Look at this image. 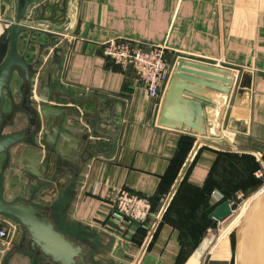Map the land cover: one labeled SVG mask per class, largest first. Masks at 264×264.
Instances as JSON below:
<instances>
[{
    "label": "crops",
    "instance_id": "obj_1",
    "mask_svg": "<svg viewBox=\"0 0 264 264\" xmlns=\"http://www.w3.org/2000/svg\"><path fill=\"white\" fill-rule=\"evenodd\" d=\"M50 2L59 3L63 15L59 10L36 12L30 6L17 40V53L34 76L50 82L52 93L61 94L48 104L70 109L47 129L48 148H41L43 155L21 156L47 182L48 190L40 198L44 212L57 230L80 247L78 264L87 253L83 254L80 243L84 233L76 225L113 239L107 256L111 264H132L138 253V264H173L179 231L172 216L161 224L150 248L145 252L140 248L131 260L138 250L131 240L135 222L117 219L112 207L116 193L125 189L145 198L156 196L185 135L195 139L185 154L189 160L197 156L188 177L195 187L204 184L216 158L211 144L253 156L261 166L257 172L264 173V0H79L74 11L69 8L71 0ZM16 10L17 0H0V36L14 24ZM27 21L44 22L50 31L35 30ZM111 38L162 45L171 67L186 59L232 73L235 82L227 95L196 88L204 107V136L157 125L166 87L159 105L149 99L133 68L103 56L102 44ZM57 48L59 62L53 59ZM37 87L36 83L34 98ZM21 124L22 129L24 120ZM216 204L212 200L210 205ZM245 210L228 223L227 232ZM13 220L5 219L8 228L0 238V264H32L27 254L33 264H55L30 247L23 228ZM210 258L207 264H233L230 239H224Z\"/></svg>",
    "mask_w": 264,
    "mask_h": 264
},
{
    "label": "water",
    "instance_id": "obj_2",
    "mask_svg": "<svg viewBox=\"0 0 264 264\" xmlns=\"http://www.w3.org/2000/svg\"><path fill=\"white\" fill-rule=\"evenodd\" d=\"M30 6L36 12L50 9L59 10L62 15L64 13L59 3L50 0H17L15 22L0 36V123L3 120L5 88L11 90V114L14 117L24 116L26 121V126L21 130L0 136V154L7 153L9 148L22 141H27L36 150L41 147L47 149L44 138L47 129L57 125L63 111L70 110L65 106L48 104L61 98V94L52 93L50 82L44 83L41 76L36 78L32 68L17 53V40L25 29L21 21ZM59 51L57 48L53 53L56 62H59V59H55L59 58ZM171 68L172 73L157 116V125L190 132L198 137L204 136V107L201 104L202 99L195 94L196 88H207L227 95L235 79L229 70L186 59L175 61ZM17 73L21 74L22 84L17 85V80L20 79ZM36 83L37 100L32 94ZM66 99L69 101V98ZM39 139L41 147L38 144ZM0 214L16 220L23 228L30 247L49 257L53 263L78 264L81 259L80 247L57 230L48 215L37 206L22 201L8 202L0 197ZM231 214L230 200L224 199L213 207L208 218L220 223ZM233 264H264V189L249 202L234 229Z\"/></svg>",
    "mask_w": 264,
    "mask_h": 264
},
{
    "label": "rangeland",
    "instance_id": "obj_3",
    "mask_svg": "<svg viewBox=\"0 0 264 264\" xmlns=\"http://www.w3.org/2000/svg\"><path fill=\"white\" fill-rule=\"evenodd\" d=\"M26 16H28V14H25V17ZM17 74L20 78L17 80V85L18 83L22 84L21 74L20 73H17ZM17 89H18V86H17ZM3 93H4V98H5V104L3 107V120L0 123V136L14 133L15 131L21 130V127H22L21 122H18V123L16 122L13 114H11L10 112L11 109H9L11 90L9 88H5ZM27 143H28L27 141H22L12 146L11 148H9L7 153L0 154V197L3 200L8 201V202L22 201V202H26L29 204H33L37 206L38 208H40L42 212H44L45 208H43L42 204L40 203L41 201L40 198L43 197L42 195L44 191L48 190L47 182L41 179L42 177L36 176V173L33 170L32 163L30 161L24 162V159L21 158V156L23 155H25L27 159L30 155L33 158V156L34 157L40 156L39 154L43 155V152H40V150L42 149L36 150ZM38 144L41 147V141H39ZM210 146L212 147L211 149L214 151H224V152L236 153L235 151L231 150L230 147L224 144H221V143L211 144ZM219 172L220 173L222 172V168ZM227 175L229 176L228 173ZM254 177L256 178V180L258 179L255 184L249 185L245 190H237L232 194L230 200L233 201L234 203V210H235L234 214L229 216V219L225 224H219L218 222H213V224L206 229L204 237L201 239V241L199 242V245L194 250V252L191 254L189 259L193 255L197 256V252L202 249L200 252H203V253L199 254L200 256L199 262L196 264H207L211 259L210 257L215 254V250H217V246L220 245V243H223L224 239L228 240V238L231 241L232 255H233V232L236 226L234 225V227H232V229H230V231L227 232V230L229 229L228 223L231 221L233 222L246 208L249 200L252 197H254V195H256L258 191L264 188V173L256 171L254 172ZM192 191L193 190H191V192ZM213 191L220 193V191L217 190L216 187H213L211 192L206 196L207 205L208 204L210 205L211 201L213 200L211 199ZM172 193L173 192L168 193L167 196L162 198V200L160 198H156V196L152 198H147L150 201V205H149L148 212H145L144 217H141V216L139 217V215H136V213L134 212L131 213L132 215L131 218L134 219L132 221L135 223H139V224L152 223L151 224L152 228L150 227V232L145 238L147 242L151 239L150 237L152 235V232L157 225V223L155 222H159V219L161 218L163 212L168 207L172 199V195H173ZM153 201L160 202V206H158V211L155 214H153V209L156 208L157 206L152 204ZM112 207H114V210H118L117 204L115 206L112 205ZM121 213L123 217H127L124 215L125 214L124 209L121 210ZM155 216H158L159 219H156V218L154 219ZM6 218H10V217L0 214V220H1L0 230H4V229L6 230L8 228L7 225L5 224ZM126 220L127 219L123 220L124 224L128 223V221ZM13 221L15 222L16 220H13ZM133 227L134 225H132V228ZM76 229H78L77 231H80V233H84L83 239L81 237L80 243L84 249L83 254L84 252L87 253V255L83 257L81 264H111V262H113L112 259L107 257L110 254L112 246L114 245V243L112 244L113 239L111 237L105 234H102V233L99 234L100 231H93V232L88 233L86 230H84V227L82 226L76 225ZM147 245L148 244L145 243V245H141L140 247L136 246L135 248L136 250L137 249L138 250L132 252V256L133 255L134 256L133 257L131 256L132 257L131 260L134 259V257L139 252V249L141 247L144 248V250L146 251ZM142 248L141 250H143ZM22 250H24V248ZM140 256H141V253L140 254L138 253L137 259L135 257L134 259L135 261L132 264H138L140 262ZM26 257H28L29 260H31L33 264L34 259L31 257V255L27 254Z\"/></svg>",
    "mask_w": 264,
    "mask_h": 264
},
{
    "label": "trees",
    "instance_id": "obj_4",
    "mask_svg": "<svg viewBox=\"0 0 264 264\" xmlns=\"http://www.w3.org/2000/svg\"><path fill=\"white\" fill-rule=\"evenodd\" d=\"M194 140L193 136L185 135L178 142L176 153L170 160L168 170L156 195V198L162 200L168 193L173 192L172 199L147 243V249H149L161 224L166 218L172 216L173 223L179 231V249L173 264H186L204 237L206 229L213 224V221L208 218V214L214 206L206 203V196L213 187L220 191L223 200L231 199L235 191L245 190L249 185L256 183L258 179L256 180L254 177V172L261 168L259 162L251 155L216 151V158L204 184L201 187H195L188 182V177L197 156H194L190 161L189 155L185 158V154L190 151ZM221 168L223 174L219 172ZM191 190L193 191L191 192ZM152 204L157 206L153 209V214H155L160 202L153 201ZM151 224L134 223L131 240L137 247L146 241L145 238L150 232Z\"/></svg>",
    "mask_w": 264,
    "mask_h": 264
},
{
    "label": "built area",
    "instance_id": "obj_5",
    "mask_svg": "<svg viewBox=\"0 0 264 264\" xmlns=\"http://www.w3.org/2000/svg\"><path fill=\"white\" fill-rule=\"evenodd\" d=\"M78 1L79 0H71L69 8L73 9L72 11L76 10ZM27 24L38 31H50V26L44 22L32 23L27 21ZM102 54L117 65L122 67L130 66L133 68L138 81L143 85L149 99L156 101L159 105L161 92L166 87L171 75V66L166 60V50L164 46H145L122 38H111L102 44ZM212 199L215 203H219L223 200V196L218 192H213ZM113 203L114 206L116 204L118 206V210H115L118 213L117 219L124 218L129 220H134L131 218L132 212L139 215V217H144L150 205V201L147 198L125 189H121L116 193ZM230 207L232 210L231 215H233L235 210L234 203L231 200ZM122 209L125 211L124 215L129 218L121 215ZM155 218L159 219L158 216H155L154 219ZM5 236L6 231L0 230V238ZM145 243H148L147 240L143 242L142 245H145ZM142 249L141 252H145L144 248Z\"/></svg>",
    "mask_w": 264,
    "mask_h": 264
},
{
    "label": "flooded vegetation",
    "instance_id": "obj_6",
    "mask_svg": "<svg viewBox=\"0 0 264 264\" xmlns=\"http://www.w3.org/2000/svg\"><path fill=\"white\" fill-rule=\"evenodd\" d=\"M14 118H15V120H16L17 123L18 122H22L24 120V123H25V126H26V121H25V117L24 116H21V115L19 116L18 115V116H15Z\"/></svg>",
    "mask_w": 264,
    "mask_h": 264
},
{
    "label": "bare ground",
    "instance_id": "obj_7",
    "mask_svg": "<svg viewBox=\"0 0 264 264\" xmlns=\"http://www.w3.org/2000/svg\"><path fill=\"white\" fill-rule=\"evenodd\" d=\"M196 262H197V260H196V256L193 255V256L189 259V261L187 262V264H196Z\"/></svg>",
    "mask_w": 264,
    "mask_h": 264
}]
</instances>
